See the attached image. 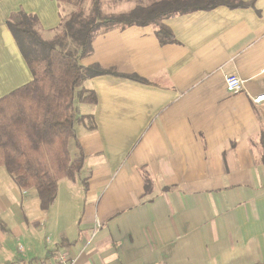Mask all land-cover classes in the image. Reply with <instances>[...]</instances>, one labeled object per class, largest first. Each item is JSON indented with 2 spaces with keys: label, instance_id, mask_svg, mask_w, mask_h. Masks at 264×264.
<instances>
[{
  "label": "crops",
  "instance_id": "0c3cea01",
  "mask_svg": "<svg viewBox=\"0 0 264 264\" xmlns=\"http://www.w3.org/2000/svg\"><path fill=\"white\" fill-rule=\"evenodd\" d=\"M240 1L166 19L167 44L154 26L96 35L81 63L113 73L84 81L97 101L77 103L80 149L69 143L73 159L85 156L86 185L61 179L43 211L0 167V216L18 239L37 234L13 264L61 248L77 264H264V102H253L264 94V0ZM127 3L118 13L137 7ZM19 11L45 39L63 14L57 0H0V98L33 80L7 25ZM228 75L244 80L242 92L227 91ZM37 209L55 220L30 218Z\"/></svg>",
  "mask_w": 264,
  "mask_h": 264
},
{
  "label": "trees",
  "instance_id": "16d2710c",
  "mask_svg": "<svg viewBox=\"0 0 264 264\" xmlns=\"http://www.w3.org/2000/svg\"><path fill=\"white\" fill-rule=\"evenodd\" d=\"M82 1L57 0L62 10L63 2L80 6ZM90 2L89 12L78 7L67 19L61 14L63 35L53 40L44 38L34 15L19 11L7 21L33 80L0 98V167L19 189L36 191L43 211L55 203L58 182L75 180L84 169L83 152L73 159L69 150L71 140L79 147L76 125L82 118L77 116V103L97 101L93 91L83 88L84 81L113 73L81 63L93 53L97 26L105 30L154 26L159 41L167 44L175 40L163 24L166 19L222 5H246L240 0H148L127 13L105 14L102 0ZM68 39L77 43L78 53L64 51Z\"/></svg>",
  "mask_w": 264,
  "mask_h": 264
},
{
  "label": "rangeland",
  "instance_id": "374dc122",
  "mask_svg": "<svg viewBox=\"0 0 264 264\" xmlns=\"http://www.w3.org/2000/svg\"><path fill=\"white\" fill-rule=\"evenodd\" d=\"M105 1H106V5L108 2L107 6L106 5L103 6L104 11L106 12L105 14H113V13L115 14V13L122 12V11L124 12L125 10L127 11L128 10L127 7L130 6L127 3V0H105ZM133 1H135L137 5H142L146 3L148 0H133ZM78 7H83V8L85 7V9H87V12H89L92 8L90 0H85L84 3L82 1V3H80V6L79 5L77 6L69 5L63 2V17L67 19L69 17V14L72 11H75ZM104 30H105L104 26L99 25L97 26L95 32L98 33ZM62 35H63V30L60 29L59 31L54 33L51 37L55 39L57 37L59 38V36H62ZM52 38L51 40H53ZM46 40H49V38ZM63 49L64 51H67L73 54L79 52V47L77 43L76 42L74 43L72 39L67 40L66 46ZM76 108H77V116H80L83 112V108L80 106V104H77ZM79 123L80 122L78 121L76 127H79L80 125ZM71 143L72 145L70 146V151H71L72 156L75 157V153L77 152V147L73 142ZM85 175L86 173L82 172L80 176L81 178L80 182L83 184V187H84V183L87 181L85 178ZM73 181L71 180L70 182H73ZM38 213H40L41 216H45V218H49L51 216V218L55 220L56 215H52V213H44L40 209H37L32 215H30V218H36ZM60 214L62 215L63 212L61 211L60 213H58V215ZM6 220L7 219L4 216H0V264H13L21 258V255L25 251H28L31 249L30 247V244L32 243L30 240L31 236L37 237V234H35L36 231L34 229L30 228L29 236H25L22 239H18L15 233L13 232L12 227L7 225ZM71 221L72 220L68 221L69 226L73 225ZM40 230H41V233L39 234V238H38L39 248L43 246V248L46 249L47 248L46 237L48 236V233L44 231V227H41Z\"/></svg>",
  "mask_w": 264,
  "mask_h": 264
},
{
  "label": "built area",
  "instance_id": "2783aa9c",
  "mask_svg": "<svg viewBox=\"0 0 264 264\" xmlns=\"http://www.w3.org/2000/svg\"><path fill=\"white\" fill-rule=\"evenodd\" d=\"M225 86L230 94H239L244 87V80L237 75H228L225 77ZM256 105L264 102V94L253 99ZM34 264H77V259L70 255L69 251L61 248L55 252L52 257Z\"/></svg>",
  "mask_w": 264,
  "mask_h": 264
}]
</instances>
